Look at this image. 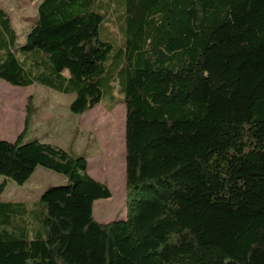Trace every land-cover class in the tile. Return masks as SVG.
<instances>
[{"label":"trees","instance_id":"obj_1","mask_svg":"<svg viewBox=\"0 0 264 264\" xmlns=\"http://www.w3.org/2000/svg\"><path fill=\"white\" fill-rule=\"evenodd\" d=\"M0 80L72 95L75 115L126 106V213L101 224L111 191L85 157L24 142L28 99L0 176L67 184L42 194L43 229L0 186V264H264V0H42L24 40L0 8Z\"/></svg>","mask_w":264,"mask_h":264},{"label":"rangeland","instance_id":"obj_2","mask_svg":"<svg viewBox=\"0 0 264 264\" xmlns=\"http://www.w3.org/2000/svg\"><path fill=\"white\" fill-rule=\"evenodd\" d=\"M41 1L0 0V8L9 12L20 40H24L37 15V6ZM111 32L119 39L116 28L111 27ZM116 50L115 47L113 53ZM40 88L42 87L39 85L17 88L0 80V140L11 143L16 141L20 128L24 126L23 120L22 123L20 122L19 114L25 111L28 99L32 98L35 105L39 106L41 111L39 114L44 118L50 105L59 106L60 135H48L49 130L45 128L46 122L41 120L37 123V128L31 127L24 142L46 137L48 143L64 149L72 156L85 157L89 176L107 186L112 194L110 199L98 200L94 203V219L101 224L122 220L126 213V106L121 102V96L116 92L112 99L106 94L95 108L83 115H75L69 110L73 100L72 95L64 96L50 91V96L42 97ZM33 117L34 115L31 114L32 120ZM40 127L43 128L40 129ZM5 183L1 201L25 204L29 211H33L39 217V220L33 221L34 227L43 229L41 220L47 212L40 204V198L47 189L66 185L67 179L61 174L39 167L24 186L0 176V186Z\"/></svg>","mask_w":264,"mask_h":264},{"label":"crops","instance_id":"obj_3","mask_svg":"<svg viewBox=\"0 0 264 264\" xmlns=\"http://www.w3.org/2000/svg\"><path fill=\"white\" fill-rule=\"evenodd\" d=\"M30 56H31V60L28 59ZM37 57H39V56L36 55V54H31L30 53V54L23 55L22 58H20V60L21 61H25L26 60V64H25L26 68L30 71L32 68H35L34 66H35V61L37 60ZM39 59H40V57H39ZM63 75L65 77H67V78L69 77L67 73H64ZM33 86L34 85H32L30 87H33ZM30 87H27V88H30ZM40 87H42V86H40ZM17 88H19V87H17ZM40 89H41L40 92H41L42 97L50 96V91L56 92V93H58L60 95H64L65 96V94H62V93H60L58 91H55V90H52V89H49V88H46V87H42ZM43 89H45V91ZM30 100H31V103H32V113L31 114H32V116L34 115L33 120L31 118V127L32 128L33 127L37 128V123H39L41 120H43V121L46 122L45 128H47L49 130V132L47 134L48 135L50 134V135L59 136L60 133H61L60 132L61 128L59 126V122L61 120V117H60V114H59V111H58L59 106L50 105L48 107V110H47V115L44 118L43 116L41 117V115L39 114V112H41L40 109H39V106L35 105V102L32 100V98ZM44 112H46V110ZM26 114H27V104L25 105V111L23 113L19 114L20 122L22 123V120H23L22 125H24V126H25ZM33 121H34V124H33ZM54 121H55V124H53ZM24 126L22 128H20L18 136L23 132ZM42 128L43 127H40V129H42ZM45 138L46 137L37 138V139L40 140L41 143L53 145L51 143H48V141H46ZM53 146H55V145H53ZM55 147H58V146H55Z\"/></svg>","mask_w":264,"mask_h":264}]
</instances>
